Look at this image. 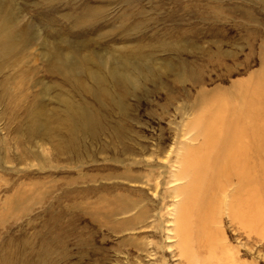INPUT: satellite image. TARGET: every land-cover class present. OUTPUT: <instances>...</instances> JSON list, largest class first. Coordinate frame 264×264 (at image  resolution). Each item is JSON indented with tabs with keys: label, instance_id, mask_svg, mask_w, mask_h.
<instances>
[{
	"label": "rangeland",
	"instance_id": "obj_1",
	"mask_svg": "<svg viewBox=\"0 0 264 264\" xmlns=\"http://www.w3.org/2000/svg\"><path fill=\"white\" fill-rule=\"evenodd\" d=\"M242 105L264 118V0H0V264H187L141 181L163 194L182 133ZM260 208L222 207L192 258L264 264Z\"/></svg>",
	"mask_w": 264,
	"mask_h": 264
},
{
	"label": "bare ground",
	"instance_id": "obj_2",
	"mask_svg": "<svg viewBox=\"0 0 264 264\" xmlns=\"http://www.w3.org/2000/svg\"><path fill=\"white\" fill-rule=\"evenodd\" d=\"M122 77L121 73L115 74L117 82H120ZM241 109L236 119L240 121H237L240 126L236 121L228 125L229 119L228 121L224 120L230 127L224 131L226 133L221 132L222 135L224 134V137L221 136L223 138L214 134L218 131V134L221 135L218 130L221 126L217 128L216 125H219L222 120L219 124L218 120L217 123L214 122L213 125L217 128L214 132L208 122L207 125H204V132L200 130L198 133L194 130L195 133L189 131L182 133L181 137L188 136L185 139H188L190 143L178 138L181 142L176 147L174 159L168 161L164 165L166 169L162 171L167 176L163 182L165 185L163 194L157 192L158 184L161 182L158 181L159 179L157 183H154L155 185L151 183V180L155 179L152 174L145 176V180H140L148 188L154 189L153 196L157 197L155 198V202H157L155 207H167V237L173 235L178 243H182L179 256L186 259L187 264H206L208 262L206 259H193L192 255H195V252L191 249V245L195 238L194 235H198V239L200 238L202 241L211 240L215 236V230H212L213 225L210 226V223L216 220L215 216L218 217L222 207L230 220L238 221L241 226L253 227L259 219L260 206L264 197V186H262L264 176L262 166H260L262 141H264L262 138L264 118L262 109L258 105H242ZM216 119L214 118V120ZM200 136L203 141L198 139ZM206 143L208 145L204 147L203 145ZM217 144H221V147L218 146L219 149L216 147ZM193 147H197V149L191 150L190 154L188 150ZM161 177L162 175L158 176V178ZM140 178L132 177L128 180L138 181ZM168 198L171 200L170 203L166 201ZM117 206L113 201V208L115 209ZM125 208L126 205H119L116 210H111L112 215L119 214L120 210L124 213L127 212ZM139 208V213L133 215L134 219L138 216L142 218L141 222H148V219H152L153 215L149 214L148 207L144 209V205L141 203ZM161 210L158 209L160 224L164 221ZM224 210L222 209L223 212ZM196 226L199 227L196 228ZM199 241L198 243H200ZM211 247L212 245L206 250L210 251Z\"/></svg>",
	"mask_w": 264,
	"mask_h": 264
}]
</instances>
